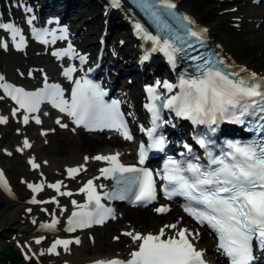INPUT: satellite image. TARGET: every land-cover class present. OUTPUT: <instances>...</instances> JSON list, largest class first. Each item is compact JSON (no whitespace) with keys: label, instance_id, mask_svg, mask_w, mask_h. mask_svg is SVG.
<instances>
[{"label":"snow or ice","instance_id":"6c2138e0","mask_svg":"<svg viewBox=\"0 0 264 264\" xmlns=\"http://www.w3.org/2000/svg\"><path fill=\"white\" fill-rule=\"evenodd\" d=\"M112 3L116 7L120 6V0H112ZM140 3L152 19L158 24H163V28L169 33L172 32L170 25L163 23L161 19L165 14L178 20L180 26L184 28V37L174 36V38L162 39L159 35H151L141 24L135 25L137 34H142L144 38L152 41L156 46L153 50L159 49L164 52L173 64H175L176 53L184 51V47L178 46L174 40L181 41L187 47L191 45L186 44V38L203 41L207 29L193 31L188 27L194 24V21L186 15L177 16L172 11L176 8L173 0H151V2L140 0ZM0 29L11 32L13 40H16L20 33V30L12 24H0ZM46 35H51L52 40L41 37V42L45 44L67 38L66 35L57 37L55 33ZM23 43L21 36L20 42L16 44L17 49H20ZM0 46L5 49L8 47L6 42L0 43ZM52 55L59 59L78 58L81 64L87 60V57L76 52L71 43L66 49L55 51ZM189 59L198 62L199 75L189 79L182 76L178 85L181 91L178 95L168 98L158 107L155 101L160 97L156 95L155 88H147L150 99L153 101L145 106L152 114L153 127L148 130V136L152 139L151 149L162 151L166 142L162 135L159 137L154 135L156 129L160 127L158 121L162 120L161 107L174 110L177 116L190 119L193 123L209 126L225 118H230L234 123H244L242 119L244 117L264 114V77H259L255 72L249 73L246 68H240L239 71H226L225 69H229V66L222 59L213 60L202 55L190 56ZM76 71L75 66H70L64 69L63 75L69 81H73V73ZM241 73H247V75L241 76ZM2 81L4 77L0 75V89H3L25 113L37 112L40 104L48 100L60 112L72 117L78 126L82 125L90 131L114 130L120 132L126 140L133 139L123 120V114L119 111V102L113 101L110 105L106 104L103 101L105 93L99 85L90 80L74 81L75 86L72 88L70 101L64 99V90L60 85H49L46 77L44 88L36 92H28ZM159 86L158 81L156 87ZM163 87L171 91L176 85L165 82ZM19 109H14L12 114L16 115ZM32 119L37 124L41 123L39 117H32ZM260 119L264 120V115H260ZM29 120L30 116L25 114L23 123L27 125ZM7 122V117L0 116V124ZM56 122L60 123L59 120ZM61 127H67V125L61 124ZM257 130L264 131V124H260ZM197 142L205 149H208L211 143L203 137ZM31 147V143L25 138L23 146L17 151L23 153L25 149ZM185 147L190 153L191 148L188 145ZM227 147L229 151L223 152L220 156L208 151L207 167L199 162H179L169 159L161 178L166 181L164 191L169 199L174 196L183 197L186 201L183 205L184 212L200 225L206 224L218 234V248L230 259V264H252L255 259L253 241H258L264 248V140L249 144L229 143ZM148 150L144 145L140 146L139 164L145 163ZM7 154L12 155L10 152ZM119 157L118 152L114 155L93 157L97 161H105L109 164V167L100 169L101 175L116 181V191L104 193V197L127 199L131 196L134 203L155 200L156 182L153 173L135 165L126 166L120 162ZM88 159L85 157L86 161ZM28 163L33 169L40 167L34 157ZM82 170H86L83 165L68 168L67 174L75 179ZM62 185V181H57L54 184H48L47 187L54 189L60 196L73 195L70 191H61ZM27 186L34 193L44 189L43 183ZM0 187L11 195V189L3 171H0ZM80 192L86 194L87 203L77 205L75 200L72 201L80 210L72 213L67 231L74 232L77 228L83 229L92 227L94 224H103L107 218H114L113 210L101 203L104 197L97 191L94 180H88ZM48 202L35 198L30 201L34 204ZM155 211L158 214H165L170 211V208L162 206L157 207ZM57 223L58 221L54 220L53 223L42 225V227L55 229ZM123 235L137 244L136 250L130 253V259L98 260L95 264H206L204 253L198 250L193 242L198 233H192L187 228L181 227L179 222L164 225L156 234H142L132 230L124 232ZM41 239H37L36 243H41ZM115 239L119 240V237ZM73 243L79 245L81 241L79 238L74 241L57 239L47 251L49 254L59 255L58 247L68 252L69 246Z\"/></svg>","mask_w":264,"mask_h":264},{"label":"bare ground","instance_id":"6f19581e","mask_svg":"<svg viewBox=\"0 0 264 264\" xmlns=\"http://www.w3.org/2000/svg\"><path fill=\"white\" fill-rule=\"evenodd\" d=\"M173 1L180 10L191 15L195 22L200 23L199 19L195 15H192L188 0ZM243 1L248 2L249 0ZM97 3L100 6L99 8H95L91 0H65L60 6L57 0H42L39 5L41 12L60 10L61 17L65 22H68L76 29L75 42L78 44L79 50H88L90 54H92L93 49L103 44L105 55L103 61L104 67L109 68V71L114 70L116 84L119 82L121 83V87L125 86L131 100L139 104L141 100V94L138 90L139 83L142 79L146 77L149 78L148 76H156V65L146 64L143 61L137 65L136 60L140 58L143 53L138 48L137 43L131 38L128 29V20L126 19L128 14L125 10L123 8L117 10L109 9L105 6L107 4L106 0H100ZM253 7H255V5H253ZM244 9L245 10H240L237 7L234 12L228 15L232 14L230 17H232L231 19L233 21H236V25L244 30L246 29L245 31L248 32L247 37L260 46L261 50L264 52V11ZM90 12H97L95 17L102 18L103 24L101 27H95L92 20L93 16ZM0 15H3V12H0ZM219 17L227 18L225 15ZM27 18H29L28 15L25 18L19 16L16 22L21 27L22 24H25L24 22H27ZM213 26L214 25L206 26L207 34L210 38L209 43L216 48L235 71H239L240 68H246L249 73L255 72L258 76L264 75V70L256 68L254 64L248 61L238 60L234 55L229 53L223 44H220V42L213 37ZM85 29H88V31H86L88 33L84 35L87 39L82 43ZM2 32L1 30V33ZM119 35L120 37L115 39ZM1 51L2 49L0 48V52ZM22 51V53H9L5 56V68L3 70L4 79L11 80L19 86L33 89L40 85L45 80V77L48 80H54L57 77V60L59 58L52 55L49 50H38V47L29 46L28 48L22 49ZM114 55H116V57H114ZM54 63L57 64V70L52 68ZM140 65H142V67H139ZM241 74L244 76L247 75V73ZM1 99L2 97H0V100ZM9 106V112L13 116V119L23 122V116L25 115L23 111L13 103L9 102ZM14 109H19L16 115L12 114ZM32 117H39L41 121L39 126L44 128V130L32 132L29 137H27L28 141L30 143L32 142L31 145L34 143V139L48 138V142L42 144L39 148V152L41 151L45 154L48 160L46 162H41L35 158V154L32 155L36 162L40 164L39 170H31L33 177H36L38 172L42 171L41 181L33 184L43 183L44 189L37 193H34L30 188H26L24 192L22 190L16 191L13 187H10L8 183L11 189L10 195L7 191L4 193L5 190L1 188V191L10 198L6 202L8 204V209L16 206L14 200L22 199L27 203H25L26 205H24V207L19 204L15 211L7 213L0 225L4 227H14L18 230L28 229L29 226H23L22 222H25L27 218L31 217L28 215L29 213L24 211L31 206V213L35 214L36 221L34 223V229L31 230V234L28 236L27 240L29 245L36 251L35 247H37V245H43L42 242L39 244L36 243V240L39 239L40 236L47 235V237H51V243H53L52 239L64 233V227L69 213L76 207L72 201L75 200L77 205H81L84 193L80 192V188L83 187L88 178H96L95 185L98 187L106 182L104 178L97 179V174H101L100 169L109 164L105 161H97L93 159V157L96 155H110L116 153L119 151L120 147V149L123 148L122 156L126 158L128 154L131 155V153H129L130 151H128L131 149V144L126 143L115 133H90L83 131L81 128H74L66 115H57L48 111H45L41 115L30 116L29 123L24 126L23 130H18L17 134L24 132L26 127L31 126L33 123L37 124ZM57 120H59L60 123H57ZM61 124L67 125V127H61ZM170 133L172 134V132ZM30 150H33L32 147ZM83 156L90 158L86 162H81ZM81 165H83L86 170H82L75 179L70 178L67 174V169L80 167ZM56 180L63 182L61 191H70L73 195L60 196L54 189L47 187L48 184H54ZM31 198L49 202L31 205L33 204L30 203ZM55 201L59 203L57 204ZM2 204L3 203L0 205ZM170 206V211L165 214H158L153 209L148 210V208H120L117 223L114 222L112 227L108 230L101 231L109 224L92 229V231H97L93 244L90 243V239L88 240L85 238L83 232L74 234L73 236H77L81 241L78 245L81 253L79 256L73 258H65L67 261L64 260L61 264H92L98 260L129 258L131 251L136 250L137 244H134L129 237L123 235V233L127 231L134 230L142 234H156L164 225L176 222H179L181 227L186 226L194 229V223L186 214L180 211L177 204L171 203ZM54 220L58 221L55 229L42 227V225L53 223ZM122 222H125V226L122 225ZM166 231L168 230L166 229ZM90 232L89 230L87 231L88 236H90ZM116 237H119V240L115 239ZM205 238L207 239L206 235L202 234L196 236L195 241L199 249H206V255L209 256L213 262H221L222 257L216 252L215 245L209 243L208 240H203ZM49 246H51V244ZM72 246L73 244L69 247L71 248ZM97 246L104 250L114 248V252L108 254H95L93 251L97 249ZM36 253L39 256L43 255L41 251H37ZM46 254L47 249L44 252V255Z\"/></svg>","mask_w":264,"mask_h":264},{"label":"rangeland","instance_id":"374dc122","mask_svg":"<svg viewBox=\"0 0 264 264\" xmlns=\"http://www.w3.org/2000/svg\"><path fill=\"white\" fill-rule=\"evenodd\" d=\"M16 1V0H15ZM35 3L39 4L42 0H34ZM10 0H4L0 3V12H3L4 17L11 19L14 14H17L18 10H10L8 5ZM188 4L191 7L192 14L195 15L201 23L205 26H213V37L222 43L225 49L234 55L238 60H245L251 64H254L256 68L264 70V52L261 50L260 46L255 44L251 39H249L248 32L236 25V21L232 20L228 15L235 11L237 7L240 10H245L244 8L255 10V11H264L262 7H253L250 1L245 2L241 1H232V0H188ZM93 16V23L95 27H101L103 20H100V17H95L97 12H90ZM225 15L227 18H220L219 16ZM239 17V16H238ZM86 35L88 29L84 30ZM117 36L115 39H118ZM126 38V37H125ZM124 38V39H125ZM256 42V41H255ZM14 54L22 52H11ZM9 54L8 52L2 51L0 53V63L1 68L4 70L5 62L4 58ZM47 64V63H45ZM54 66V64H53ZM52 66V68H53ZM56 72V71H55ZM138 90L140 87L138 86ZM8 102L0 101V116H5L8 118L6 124H0V164L3 167L4 174L8 179L10 185L17 190H24L29 188L27 185L32 184L33 182H38L41 179V172L39 171L36 177H33L31 170L33 169L28 163L29 159L35 154V158L41 162H46L48 160L47 156L39 148L42 144L48 142V138L44 137L42 139H34V143L31 148L25 149L23 153L17 151L18 148L23 146V141L25 138L29 137L32 132L43 131L44 128L40 127L39 124H32L29 127H26L25 131L17 134L18 130H23L24 126L20 124L17 119H13L9 113ZM32 143V142H31ZM12 153L8 155L7 153ZM34 157V156H33ZM32 157V158H33ZM90 158V157H88ZM81 162H86L85 157H82ZM46 166V163H45ZM56 169V168H54ZM31 190V189H30ZM6 193V192H4ZM1 191L0 187V224L2 219L6 216L7 213L15 211L19 204L26 205L22 199L14 200L16 206L13 208H7L8 195H5ZM12 199V198H11ZM41 209V208H39ZM28 212V210H24ZM30 212V211H29ZM28 215L34 216V220L31 217L27 218L25 222H22V225H28L29 228L25 230H18L14 227L0 225V264H61L64 262L65 258H73L79 256L81 251L78 245H73L70 248V251L65 252L64 250L59 252V255H44V250L49 242H44L43 245H37L35 252H42L43 255H35L34 249L32 246L29 247V242L27 240L28 236L31 234V230L34 229L33 221H36V216L33 213ZM117 223V221L115 222ZM114 224L111 222L108 226L103 228L101 231H106ZM122 225L125 226V222H122ZM31 228V229H30ZM92 233L90 238L91 242L94 243L93 237L97 234V231L91 230ZM85 238L89 240V236L84 232ZM114 248L104 250L103 248L97 246V249L93 251L95 254H108L113 251ZM109 250V251H108ZM92 253V252H91ZM49 254V253H48ZM17 261H20L17 263ZM67 261V260H65Z\"/></svg>","mask_w":264,"mask_h":264}]
</instances>
